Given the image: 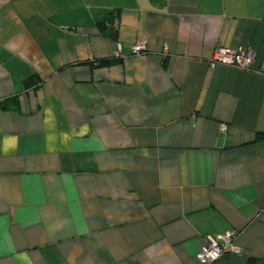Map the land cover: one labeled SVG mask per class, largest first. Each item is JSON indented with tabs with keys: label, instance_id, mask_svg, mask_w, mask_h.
<instances>
[{
	"label": "crops",
	"instance_id": "1",
	"mask_svg": "<svg viewBox=\"0 0 264 264\" xmlns=\"http://www.w3.org/2000/svg\"><path fill=\"white\" fill-rule=\"evenodd\" d=\"M261 135L264 0H0V264H264Z\"/></svg>",
	"mask_w": 264,
	"mask_h": 264
},
{
	"label": "built area",
	"instance_id": "2",
	"mask_svg": "<svg viewBox=\"0 0 264 264\" xmlns=\"http://www.w3.org/2000/svg\"><path fill=\"white\" fill-rule=\"evenodd\" d=\"M144 49L143 44H135L131 48V55H138ZM122 54L118 53L117 57ZM253 61V54L247 50H240L237 52H230L228 50L217 49L211 59V64H226L236 66L241 69H248L251 67ZM222 128H225L223 125ZM236 235L233 232H226L215 237L209 236L202 240L196 259L200 264H213L227 254H235L238 252L235 245Z\"/></svg>",
	"mask_w": 264,
	"mask_h": 264
},
{
	"label": "trees",
	"instance_id": "3",
	"mask_svg": "<svg viewBox=\"0 0 264 264\" xmlns=\"http://www.w3.org/2000/svg\"><path fill=\"white\" fill-rule=\"evenodd\" d=\"M118 19H119V10H112L108 12L104 16L103 19L97 21L95 23V26L101 35L107 38L116 40L117 39L116 24H117ZM114 61H116V59H113V61L111 59L100 61L96 64V66L106 65ZM24 83H25L26 88H32L36 85V80L34 76H31L30 78L26 79ZM263 136L264 135H261L258 138L263 137Z\"/></svg>",
	"mask_w": 264,
	"mask_h": 264
}]
</instances>
